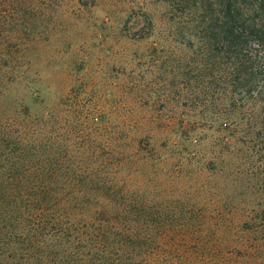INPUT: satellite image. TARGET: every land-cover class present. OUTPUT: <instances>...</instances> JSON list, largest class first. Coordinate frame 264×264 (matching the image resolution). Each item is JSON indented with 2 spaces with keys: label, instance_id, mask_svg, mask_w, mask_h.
<instances>
[{
  "label": "rangeland",
  "instance_id": "rangeland-1",
  "mask_svg": "<svg viewBox=\"0 0 264 264\" xmlns=\"http://www.w3.org/2000/svg\"><path fill=\"white\" fill-rule=\"evenodd\" d=\"M198 3L0 0V127L12 134L3 142L37 129L27 114H44L51 137L75 145H125L128 130L157 145L186 128L188 149L158 166L163 207L263 208L264 93L236 95L242 112L225 107L219 62L201 60L211 9ZM233 110V123L217 117Z\"/></svg>",
  "mask_w": 264,
  "mask_h": 264
},
{
  "label": "trees",
  "instance_id": "trees-1",
  "mask_svg": "<svg viewBox=\"0 0 264 264\" xmlns=\"http://www.w3.org/2000/svg\"><path fill=\"white\" fill-rule=\"evenodd\" d=\"M204 3L211 10L201 60L219 62L211 65L224 105L242 112L236 95L264 93V0L196 7ZM235 113L217 117L233 123ZM27 115L40 125L7 144L4 133L12 134L0 127V264H264V207H163L158 166L188 149V129L157 145L148 134L140 142L141 130H128L125 145H75L53 139L44 114Z\"/></svg>",
  "mask_w": 264,
  "mask_h": 264
}]
</instances>
